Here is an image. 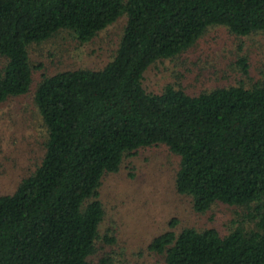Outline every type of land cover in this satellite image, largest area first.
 I'll return each instance as SVG.
<instances>
[{"label": "trees", "instance_id": "obj_1", "mask_svg": "<svg viewBox=\"0 0 264 264\" xmlns=\"http://www.w3.org/2000/svg\"><path fill=\"white\" fill-rule=\"evenodd\" d=\"M121 19L103 67L36 76L32 45L62 32L94 43ZM211 26L264 32V0H0V105L32 92L46 131L39 163L0 193V264H138L97 252L99 189L125 157L154 145L178 157L173 188L195 212L243 213L222 229L177 231L171 220L148 248L163 264H264V79L198 94L143 85L150 66ZM238 63L247 75L246 59Z\"/></svg>", "mask_w": 264, "mask_h": 264}, {"label": "rangeland", "instance_id": "obj_2", "mask_svg": "<svg viewBox=\"0 0 264 264\" xmlns=\"http://www.w3.org/2000/svg\"><path fill=\"white\" fill-rule=\"evenodd\" d=\"M122 24L123 19L111 25L94 43L78 44L62 32L46 43L32 45L30 58L41 64L36 76L39 72L103 67L111 58ZM242 57L248 64L247 75L238 63ZM2 61L0 58V64ZM260 79H264V32L238 36L224 26H211L185 52L150 66L143 85L160 92L170 84L198 94L215 87H248ZM45 139L32 92L0 105V193L10 192L16 180L39 163ZM178 165V157L166 146L154 145L125 157L117 172L103 176L99 194L104 216L99 224L98 253L126 263L163 264V256L148 245L169 228L171 220H177V231L183 227L222 229L232 220H241L242 208L224 204H215L205 213L195 212L190 198L174 191Z\"/></svg>", "mask_w": 264, "mask_h": 264}]
</instances>
